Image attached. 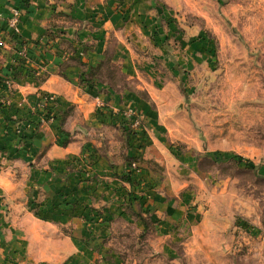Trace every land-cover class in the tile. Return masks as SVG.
<instances>
[{
  "label": "rangeland",
  "instance_id": "374dc122",
  "mask_svg": "<svg viewBox=\"0 0 264 264\" xmlns=\"http://www.w3.org/2000/svg\"><path fill=\"white\" fill-rule=\"evenodd\" d=\"M61 1L77 14L55 11L31 47L123 106L83 126L56 125L75 107L23 119L60 147L82 141L65 165L7 168L0 220L29 231L23 263L264 264V0ZM20 18L6 21L17 59L0 90L48 76L26 67Z\"/></svg>",
  "mask_w": 264,
  "mask_h": 264
},
{
  "label": "crops",
  "instance_id": "0c3cea01",
  "mask_svg": "<svg viewBox=\"0 0 264 264\" xmlns=\"http://www.w3.org/2000/svg\"><path fill=\"white\" fill-rule=\"evenodd\" d=\"M61 3V0H0V31L5 32L3 34L5 38L4 46L3 44L0 45V78L10 79L14 76L16 69L15 59L17 57L14 54L13 43L9 39V30L6 28V21L11 16L12 10L18 9L21 12L20 34L23 40L30 44L31 41L41 39L48 18L55 11L57 13L61 9L73 15L77 14L76 9H65V7H62L65 4ZM88 7L87 5L85 10ZM32 47L30 44L28 50L29 63L26 67H38L37 70L40 71H37L38 76L42 77L48 74V76H45L46 79L42 81L31 80L29 76L24 77L22 74L14 79L12 91H8V89L0 90V192L5 189L6 176L11 173V169L9 171L7 168H10L9 165L13 162L17 165H24L25 163L29 164L30 161H36L41 165L48 160L47 164L57 167L59 166L58 161L65 165L64 161L79 155L82 147L81 140L72 141L67 147H60L56 143V129L50 125L44 124L38 130L24 128L26 122L23 119L33 117L38 105L45 102L44 98L47 94L57 96V100L54 103H49V105L53 106L54 110L60 114L70 107L76 108L78 114L69 118L68 126H71V121L74 118L75 123L73 124L79 126L100 121L101 116L96 113L99 102L106 103L111 109L116 106H123L116 103L117 99L112 96H100L97 89L91 90L93 94L97 95L94 98L95 101H92L91 96L86 94L79 85L81 67L71 65L64 71L65 75L63 76L54 64L55 58V60H51L48 66H44L45 56L43 57L40 50L35 51ZM88 56L91 58L87 57L86 61L88 59L89 63L94 64L96 62V52L94 51ZM67 78L70 80H67ZM133 103L128 102L127 105L133 106ZM59 123L60 119L56 125H59ZM29 127H32V123H29ZM41 154H44V157L41 158ZM42 161L44 162L41 163ZM46 168L49 167L46 166L44 169ZM10 222V220H0V264H12L7 262L3 256L10 251H16V253L11 252L12 255L19 256L20 261L17 264H24L23 257L30 251L28 249V252H25L28 247H24V240L29 239L30 233L24 227L17 230Z\"/></svg>",
  "mask_w": 264,
  "mask_h": 264
},
{
  "label": "trees",
  "instance_id": "16d2710c",
  "mask_svg": "<svg viewBox=\"0 0 264 264\" xmlns=\"http://www.w3.org/2000/svg\"><path fill=\"white\" fill-rule=\"evenodd\" d=\"M86 85H87V87H89V88H91L92 90L93 89H95L96 87L92 84V81H86ZM48 95V94H47ZM105 109L107 110L108 109V107H105ZM55 110H54V107L53 106H50L49 105V103H45V105H44V108L43 109H39L38 111H37V116H38V118H46L47 120H49L50 119V116H51V114H53V113H55L54 112ZM100 111V110H99ZM45 112V113H44ZM102 112H104V113H102ZM101 113L106 117L107 115H108V117H116V114L114 113V112H112V111H100L99 112V114L101 115ZM70 116H72V115H69V116H66V117H61L60 118V122L62 123V124H64L65 125V123L66 124H68V120H70L69 118H70ZM57 118H55L54 119V121L56 120ZM123 120L122 121H120L119 123H121V126L123 127V128H125L126 129V127H127V125H129L130 124V122L129 121H127L126 120V118L125 117H123L122 118ZM122 122H124V124H122ZM67 126V125H66ZM61 131H63V128H62V126H61ZM63 133V132H62ZM134 134H136V133H134ZM69 136V135H68ZM64 145H66L65 143H64Z\"/></svg>",
  "mask_w": 264,
  "mask_h": 264
},
{
  "label": "built area",
  "instance_id": "2783aa9c",
  "mask_svg": "<svg viewBox=\"0 0 264 264\" xmlns=\"http://www.w3.org/2000/svg\"><path fill=\"white\" fill-rule=\"evenodd\" d=\"M20 18V11L18 10V9H13L12 10V13H11V21H10V27H16V24H17V22H18V19ZM57 100V97L55 96V95H53V94H48L47 96H45V98H44V103H41V104H39V109L40 108H44V105H45V103L47 102V103H54L55 101ZM99 107H101V108H105V107H107L106 106V104H104V103H102V102H99ZM45 113V112H44ZM51 119V121H54V119H52V117H50Z\"/></svg>",
  "mask_w": 264,
  "mask_h": 264
}]
</instances>
